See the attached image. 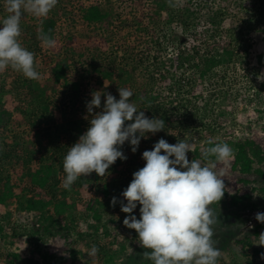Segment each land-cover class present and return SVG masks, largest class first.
<instances>
[{"label":"rangeland","instance_id":"374dc122","mask_svg":"<svg viewBox=\"0 0 264 264\" xmlns=\"http://www.w3.org/2000/svg\"><path fill=\"white\" fill-rule=\"evenodd\" d=\"M105 1L108 0H58L48 16L58 18L63 33L61 44L54 50L40 43L33 50L34 67L41 76L39 80L28 79L10 67L0 72V101L9 95L14 103L11 118L0 126V188L8 178L19 192L18 199L6 203L0 212V264H30L28 258L41 263L45 244L60 237L69 240H65L63 247L55 252L51 264H67L68 259L71 262L77 257H82L85 264H152L150 260L142 258V254L148 250L140 245L138 233L124 226L127 214L121 211V202L126 204L122 192L128 187L122 177L128 169L134 171L143 168L145 161L142 158L130 165L119 160L124 167L117 169L114 163L102 176L108 181L111 191L109 201L116 197L117 204L110 205L99 221L93 220L91 212L84 208L88 196L78 186L79 178L72 188L63 187L64 157L68 148L79 140L76 133L69 137L65 132L72 121H81L84 132L90 127L92 117L87 112L86 103L92 99L93 92H103V86H96L97 81L104 80L103 75L94 72L99 66L111 68L115 73L106 84L113 86L116 82L120 88L132 91L131 100L137 109L144 111L150 119L157 118L136 99V91L141 86L139 73L142 71L130 52L141 54L148 46L150 65L170 61L176 53L178 37L197 33L196 42L200 44V52L196 58L190 64L180 61L175 64L176 67L170 61L173 79L167 95L168 110L175 119L174 123L166 124L161 134L147 133L140 145L149 146L152 150L161 138L169 144H176L184 138L202 144L205 131L220 142L227 143L235 155L237 143L251 138L264 139V0H249L254 5L246 1L236 5L240 0H234L227 10L220 0H213V9L222 12L218 28L207 25L205 29V22L199 27L196 25L199 15L201 20L208 19L202 16L204 0H199L197 15L184 11L183 16L174 23L163 19L162 14L158 15L161 0H143L138 7L134 6L136 0H110L114 10L108 20L99 23L82 21L80 2L87 6ZM6 8V0H0V27L8 15ZM231 13L244 14V17L235 19L230 29L228 19ZM148 14H157L158 17L151 20ZM41 19L25 13L21 20V36L25 32L35 36L40 29ZM204 29L206 32L203 33ZM212 34L215 36H210ZM21 36L19 41L23 39ZM69 37L74 39L72 44L68 43ZM104 37L107 40L106 48L97 42ZM214 41L223 45L213 53L223 57L224 63L200 79L199 69L192 64L202 65L201 57L209 53L211 48L208 45ZM225 41L231 42V49H226ZM131 46L133 50L128 49ZM155 55L157 61L153 59ZM258 56L263 57L262 62H259ZM56 63L68 65L69 70L67 81L54 86L49 81L48 70ZM73 82L78 83V90L73 89ZM197 85L202 86L203 97L194 100L192 93ZM104 100L102 96L101 108ZM45 103H51V106L44 111ZM185 112L194 114L195 120L180 126L179 121ZM205 125L208 130H204ZM63 144L66 148L61 150ZM234 155L222 161L221 174L227 198L224 200L223 197L211 205L219 220L214 226V239L221 251L217 264H251V259L255 264H262L264 240L260 235L264 233V223L258 222L255 215H248L246 210L264 212V161L252 164V170L260 169L262 176L234 174L228 170ZM187 156L189 161H201L200 152L196 156L189 152ZM42 161L51 162L58 171L57 195L67 190V196L77 203L73 216L64 217L65 226H49L45 218L38 214H26L19 206L20 199H29L34 195V186L29 179L30 164ZM86 177L91 179L93 173ZM240 178L247 179V183H242ZM237 194H248L250 198L235 206L228 204L231 195ZM132 215L140 218V205ZM21 243L25 245L24 248H21ZM93 248L98 250L95 254L92 253ZM71 251H77L78 255L70 258L68 254ZM15 253L18 257L12 259ZM110 258V262H105Z\"/></svg>","mask_w":264,"mask_h":264},{"label":"clouds","instance_id":"9594fccd","mask_svg":"<svg viewBox=\"0 0 264 264\" xmlns=\"http://www.w3.org/2000/svg\"><path fill=\"white\" fill-rule=\"evenodd\" d=\"M58 0H6L8 15L0 27V72L9 67L26 78L39 80L34 67V53L23 47L21 20L25 13L36 18L47 17ZM39 39L47 48H55L57 41L49 33L40 32ZM119 99L111 93L96 91L86 103L91 115L90 127L71 146L64 157L63 187L70 189L81 176L95 172L102 177L117 160H127L121 151L125 142L135 153L147 133L155 134L165 127L161 118H148L131 100L132 91L118 89ZM105 100L101 108V97ZM94 109H101L94 112ZM194 145L185 138L169 144L161 138L152 150L142 154L143 168L133 173V179L122 192L126 204L121 211L126 215L123 224L138 233L140 245L148 250L143 259L152 264H217L221 251L214 239V226L219 222L211 205L221 201L225 193L222 174L200 160L189 161L187 154ZM203 157L222 162L233 157L227 143L203 149ZM112 206L117 204L113 197ZM140 205V218L132 215ZM255 219L264 223V212ZM264 240V233L260 235ZM98 250L93 248L92 253Z\"/></svg>","mask_w":264,"mask_h":264},{"label":"trees","instance_id":"16d2710c","mask_svg":"<svg viewBox=\"0 0 264 264\" xmlns=\"http://www.w3.org/2000/svg\"><path fill=\"white\" fill-rule=\"evenodd\" d=\"M143 0H136L134 1V6L138 7L141 6ZM213 0H204V6L205 9L202 10L203 14L202 16L208 19L201 20L202 17L196 18V25L199 27L201 23L205 22V29L206 26L209 25L214 28H218L220 24V14L221 11L217 9H213L211 3ZM221 3L225 6L226 10L229 8V6L232 4V1L234 0H220ZM249 2L251 5H254V2H250L252 0H240L239 3H236V5L243 2ZM199 0H161L160 5V13L158 15L162 14L163 19H167L169 22H176V19H179L182 17L184 11H189L191 14H196V12H199L200 6H199ZM80 13H81V19L83 22L86 23H94V22H104L110 18L111 12L114 10L113 4L110 2V0L105 1L104 3H93L87 6H84L82 2H80ZM238 13V12H237ZM237 13H231L230 18L228 19V23L231 24L230 29L232 27V23L235 19L243 18V15H237ZM200 14V13H199ZM157 14H148L149 18L151 20H155L158 17ZM178 24V23H177ZM40 29L35 34V36L32 33L25 32L23 36H21L23 39L20 41L21 45L25 47L27 50L33 52L34 49L38 47L42 41L39 39L40 32H46L49 33L52 38H54L57 41L56 47L52 48L54 50L58 49L61 44V38H62V31L59 28L58 25V18L47 16L43 17L40 21ZM205 29L202 31L203 33L206 32ZM229 29V30H230ZM154 35V33H153ZM155 36V35H154ZM214 37L215 35H210ZM33 37L35 40H33ZM198 37L197 33H191L187 37L181 35L177 39V50L176 53L172 56L171 62L175 65L178 62H184L190 64L193 59L196 58L197 54L200 52V44L196 42V38ZM68 43L72 44L74 39L69 37ZM264 41V37H263ZM99 45L102 48L107 47V40L106 38H100L98 39ZM211 50L208 54L203 55L202 58V65L198 64H192L194 67H197L199 69V78L203 79L206 76H208L210 73H213V70L220 64L224 63L223 57L217 56V54L213 53L215 49L222 48L223 45H219L218 41H214L213 43H210L208 45ZM225 47L226 49H231L232 45L231 42L225 41ZM133 47H129L128 49L133 50ZM149 47L147 46L146 51L141 52V54H134L133 57L136 58L137 62L140 64L141 67L140 71L142 73L140 74L139 81L140 87L136 91V99L138 103L142 106H147L150 112L152 113V116H157V118H161L164 120L165 125L174 123L175 119L173 115L168 110V91L167 89L171 87L172 85V79L173 76L171 75L172 71L170 69V61H161L160 63L154 62L152 65L149 64L148 59V53H149ZM259 62H262L261 56H258ZM154 60H158V57L156 55L153 57ZM148 63V65H147ZM150 65V66H149ZM176 67V65L174 66ZM69 70L68 65L66 64H59L56 63L53 66L49 67L48 70V78L49 81H52L54 86H57L61 83V81H67V71ZM144 71V72H143ZM94 72L99 73L100 75H103L104 80L97 81L96 86H103L101 87L103 92L110 91L113 96L116 98L119 97L118 89H120V86L118 83H114L113 86H110L109 84H106V81H110L112 77H114V71L111 68H103L100 67L94 69ZM95 78V76H94ZM116 80V79H115ZM27 86H30L29 83L26 82ZM73 89L78 90V83L73 82L72 83ZM198 86V85H197ZM122 87V86H121ZM55 89V88H54ZM192 97L194 100H199L203 97V90L202 86L199 85L194 89L192 93ZM195 103V101H194ZM14 103L11 100V96H6L4 100L0 101V126L4 125L7 120L11 118L13 109L11 106ZM49 106H51V103H45L43 105V110H48ZM186 106V105H185ZM195 115L191 112H185L184 115H182V118L180 119V126L187 123V121H194ZM168 124V125H169ZM208 130V126H204V130ZM76 133L78 137H80L84 132V126L82 125L81 121H72L69 125V128L66 129V134L70 137L72 136V133ZM163 132L160 131L161 134ZM158 133V132H157ZM203 143L202 144H195L193 155H198L199 152L201 153V163L202 165H210V162H215L216 167L215 171L218 175L222 172V162L215 161V157H210L208 160H205L203 157V149L206 147L215 146L216 143H222L219 140H217L213 135L208 134L207 132L203 135ZM66 145H62L61 150L66 148ZM237 150L234 155V158L232 160L231 166L229 172L234 174H241V175H249V174H258L259 176L263 175V172L260 169H254L252 170V164L254 162L262 163L264 161V139H257V138H251L246 139L242 143L236 144ZM146 150H151L149 146H142L139 144V147L135 153L131 151V146L128 142H125V144L122 146L121 151L127 156V160L125 161V164L130 165L132 162H134L137 159L142 158V154ZM127 151V152H126ZM126 152V153H125ZM116 168H122L124 167V163L122 161L117 160L116 162ZM31 170H30V183L34 187V195L29 199H20L19 206L23 212L26 214H38L41 217L45 218L48 221V225L50 226H56L57 225H63L64 217L71 216L72 212L77 210V203L75 201H72L68 196L67 190L63 192L62 195H57V188H58V182H59V174L58 171L53 167V164L51 162L45 163L42 162H34L30 164ZM139 168H137L134 171H131L128 169L122 179L126 185H129L130 182L133 179V173L138 171ZM124 171H122L123 173ZM127 174V175H126ZM221 178L224 180L223 175ZM234 179H237V177H233ZM78 186L80 189L86 193L85 196H88V201L84 205V208L91 212V217L95 221H99L103 214L107 212L108 208L110 207L111 202L109 201V197L111 196V191L109 189L108 181H105L103 177L98 176L95 172H93V177L91 179H88L86 176L79 177ZM242 183H247V179L240 178L239 179ZM72 188V186H71ZM90 194V195H87ZM227 190L225 189L224 193V200L227 198ZM19 197V192L17 190V187L10 183V180L6 178L1 185L0 188V212L3 210L6 203L17 200ZM250 196L248 194H237V195H231V199L228 202V204H231L233 206L237 205L238 203H242L245 200H248ZM125 214V213H124ZM73 216V215H72ZM65 226V225H63ZM48 228V227H47ZM107 234V231L104 232ZM64 237H60L56 240H54L52 243H47L44 246V256L41 263L38 261H34L31 258H28L27 261L30 264H51V262L54 259L55 252L57 250H60L63 247V244L65 242ZM69 240V239H67ZM66 240V241H67ZM241 246H244L243 243H241ZM24 244L21 243V248H24ZM75 255H78L77 251H71L68 256L71 258ZM246 255V254H245ZM17 254L15 253L14 257L12 259H17ZM112 259H108L105 262H110ZM85 260L82 257H77L73 261L68 262L67 264H85ZM251 264H255L253 259L250 260ZM264 264V263H262Z\"/></svg>","mask_w":264,"mask_h":264},{"label":"built area","instance_id":"2783aa9c","mask_svg":"<svg viewBox=\"0 0 264 264\" xmlns=\"http://www.w3.org/2000/svg\"><path fill=\"white\" fill-rule=\"evenodd\" d=\"M259 212V211H255V210H250V209H247L246 210V213L249 215H251V217H254V215Z\"/></svg>","mask_w":264,"mask_h":264}]
</instances>
